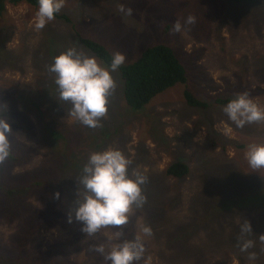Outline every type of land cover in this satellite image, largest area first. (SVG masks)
I'll return each mask as SVG.
<instances>
[{
	"label": "rangeland",
	"instance_id": "374dc122",
	"mask_svg": "<svg viewBox=\"0 0 264 264\" xmlns=\"http://www.w3.org/2000/svg\"><path fill=\"white\" fill-rule=\"evenodd\" d=\"M121 5L132 8L133 14L122 16ZM38 7L8 4L6 14L0 16V101L8 95L15 97L18 104L35 99L58 101L55 74L49 71L54 57L72 47L95 56L78 42L72 26L85 37L103 43L113 54L125 53V63L137 59L149 46L165 44L173 48L186 67L187 83L175 85L138 111L125 104L123 80L118 70L113 72L116 87L109 96V110L95 128L72 116L68 102L51 110L59 127L77 124L81 141L87 146L84 153L118 148L131 160L129 173L139 170L147 177L143 193L155 195L152 198L159 199V205H133L128 223L121 226L133 228L132 239L143 235L142 225L152 228V235L143 237L145 251L137 264H264V245L260 246L264 242V225L259 232L253 225V231L244 237L255 240L246 251H241L240 246L241 225L237 228L243 220V208H247L242 201L247 203L253 200L249 196L264 194V187L249 190L235 185L245 178L256 180L264 176V169H252L246 157L250 145L264 144V121L240 128L223 111L232 98L242 93L264 108V10L258 11L251 2L234 0H65L60 12L68 14L71 21L55 16L36 31ZM188 16H194L195 23L185 24L179 33L173 31L174 24L178 20L183 24ZM4 36L8 38L3 42ZM186 88L207 101L209 108L187 105ZM10 122L15 141L35 153L31 161L15 164L12 174L37 168L51 150L40 143L39 134L22 136ZM177 160L190 166V173L183 179L165 173ZM11 177L0 163L4 186L12 185ZM223 182L226 190H222ZM77 191L74 188L66 192L63 200L60 194L56 206L45 193L29 197L31 205L42 208L44 213L60 209L62 224L37 231L29 242L31 247L18 251L21 258L33 264H63L61 258L67 255L66 264H109L95 249L103 244L107 251L117 242L109 241L108 236L121 230L108 226L92 236L82 232L81 223L74 219ZM204 199L210 200L209 207L203 205ZM218 199L226 207L219 206L216 211ZM163 201L168 202L167 206ZM13 203L15 197L5 196L0 189L3 244L12 243L16 230L21 231L28 217L36 213L32 206L20 216L16 210L8 212ZM209 214L208 230H199L176 246L171 237L177 228H186ZM260 220L264 221V216ZM234 226L238 230L230 241L226 242L227 237L223 241L217 238L218 242L213 239ZM42 254H51L54 261L42 262Z\"/></svg>",
	"mask_w": 264,
	"mask_h": 264
},
{
	"label": "trees",
	"instance_id": "16d2710c",
	"mask_svg": "<svg viewBox=\"0 0 264 264\" xmlns=\"http://www.w3.org/2000/svg\"><path fill=\"white\" fill-rule=\"evenodd\" d=\"M234 1H242L243 3L251 2L254 8L257 7L258 11L260 8L264 10V0ZM20 3H27L35 7L39 6V0H0V16L3 17L6 14L8 4L18 5ZM56 17L64 19L65 21H71V17L64 12L59 11ZM72 28L78 42L86 50L101 59L106 65L110 64L113 53L103 43L93 38L85 37L75 26H72ZM7 38L8 37L4 36L3 42L6 41ZM117 70L124 83L123 98L125 104L134 111L143 109L156 96L175 85L185 84L188 81L186 67L176 55L173 48L165 44H155L147 47L137 59L124 63ZM55 92L56 95L59 96V92L56 90ZM184 98L187 105L193 108L207 109L210 106L207 101L199 99L188 88L184 91ZM35 100H31L30 103L23 102L22 104H18V100L15 97L8 95L6 99L0 101V117L9 118L22 136L31 137L37 135L38 137L39 134L38 138L40 143H42L43 146L46 145L51 150V154L46 156L42 164L37 168L13 175L12 169L14 165L25 164L31 161L35 153L31 147L15 141L13 134L10 135V155L5 160L0 161V163L1 168L6 172L8 171L12 176L10 178L12 185L4 186L3 179H1L0 189L5 193V196L15 197L16 203L11 205V209L8 212L16 210L15 214L18 216L27 213L28 207L30 208L32 206L29 202V197H33L36 193H45L50 198L53 206H56L57 202H59L56 196L57 192L61 194L63 200L66 192L78 188L77 182L81 176L83 166L87 164L90 156V153L83 152V150H87V146L81 141L80 130L77 124L59 127L56 122L57 119L53 117V113L51 112L52 108L56 105L65 103V101L58 99L57 102L56 100L52 102L46 100L39 102L36 100V102ZM218 102L220 103L222 100ZM238 146L243 147L240 144H238ZM259 171L260 170H257V172ZM165 173L169 177L183 179L190 173V166L184 160H177L166 168ZM156 181L159 183V180ZM252 184L254 185L251 186ZM235 185L245 188L249 187V190L253 189V187H258L259 189L261 187L262 189L264 187V176L258 177L256 180L245 178L236 182ZM213 186L214 188H218V185L213 184ZM161 187L163 188V186ZM225 187L226 183L223 182L222 190H226ZM229 187L230 186H228V188ZM156 191L159 193L158 186ZM52 195L55 196V199H53ZM145 196L148 201L144 203V205L148 207L159 205V199H155V201L152 198L155 195L151 194L150 196ZM248 198H253V200L247 201V203L242 201L247 208H243V220L237 224V228L245 222H250L252 226L255 225V231L259 232L264 225V221L260 220L261 216H264V194L257 193ZM163 203L167 206L168 202L163 201ZM202 203L203 205L208 204L209 207L210 200L204 199ZM230 203L231 201L229 204ZM219 206L222 208L226 207L222 199H218L214 209L216 208L217 211ZM34 210L36 213L28 217L24 228L21 231L16 230L13 234L14 240L12 243L10 241L7 244H3L2 240H4L5 237L0 235V264H33L32 261L21 258L18 255V251L24 250L30 246L29 242L40 229L51 228L62 224L60 220V209L55 208L46 213H44L42 208H34ZM159 215L162 216L161 212H159ZM209 217L210 214L206 219L205 217L202 219L200 218L199 222L186 228H177L176 232L173 233L175 235L171 237L176 242V246L180 245L178 243L188 240L189 237L195 236L199 230H208ZM117 228L121 230L123 234L121 240L132 239L130 237L131 234L134 235L132 227L123 229L119 226ZM237 228L234 226L231 228L230 232L224 233L222 236H216V238L213 239L218 242L217 238L223 241L225 237H227L226 242H228L235 237L236 230H238ZM249 240L252 241V244L255 243L254 238L250 237ZM263 245L264 242L260 244V246ZM1 248H3L2 251ZM62 254L65 253L62 252ZM42 256V262H48L47 259L49 261L53 260L51 254L47 256L42 254ZM68 259V256L64 255L61 261L63 264H66ZM241 259L243 258L241 257ZM138 262L139 260L136 264Z\"/></svg>",
	"mask_w": 264,
	"mask_h": 264
},
{
	"label": "clouds",
	"instance_id": "9594fccd",
	"mask_svg": "<svg viewBox=\"0 0 264 264\" xmlns=\"http://www.w3.org/2000/svg\"><path fill=\"white\" fill-rule=\"evenodd\" d=\"M65 0H39L34 28L42 30L47 23L55 19L64 7ZM119 13L131 16L133 9L121 5ZM194 16H188L183 24L178 20L173 31L179 33L185 24L195 23ZM126 54L115 52L110 64L101 63L95 56H90L75 47L54 57L49 71L55 74V84L59 91V100L72 105L71 115L83 125L95 128L109 110V96L116 87L113 72L125 63ZM223 111L237 127L264 121V108H261L247 93L232 98ZM13 126L9 118L0 117V161L10 155V135ZM246 157L254 170L264 169V144L249 146ZM131 160L118 148H108L90 154L87 164L83 166L79 178L74 219L82 225L81 231L87 236L95 235L108 226L119 227L129 221L133 205L142 207L146 202L142 186L147 177L139 170L129 173ZM57 198L60 193H56ZM73 216L69 214V222ZM253 231L250 222L240 226L241 251L252 246V241L244 237ZM141 233L134 239L121 240L122 232L108 236L111 244L106 251L105 245L96 247L109 264H136L145 251L143 237L152 235L150 225L141 226Z\"/></svg>",
	"mask_w": 264,
	"mask_h": 264
}]
</instances>
